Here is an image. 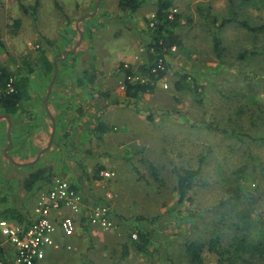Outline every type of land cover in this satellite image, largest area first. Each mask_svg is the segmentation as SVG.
<instances>
[{
  "label": "rangeland",
  "instance_id": "obj_1",
  "mask_svg": "<svg viewBox=\"0 0 264 264\" xmlns=\"http://www.w3.org/2000/svg\"><path fill=\"white\" fill-rule=\"evenodd\" d=\"M35 1L0 0V65L13 73L28 74L33 68L31 94L54 80L55 89L67 81L57 92L76 96L77 102L63 104L71 108L57 119L58 144L37 164L17 166L10 159L18 155L24 163L38 155L32 141L38 120L22 146L15 127L11 134L5 131L0 144V219L13 224L19 215L30 217L38 187L45 190L54 178L63 177L76 183L86 203L111 192L118 219L109 230L77 227L74 236L65 238L77 261L62 264H126L120 255L130 245L129 233L139 227L152 232L153 245L163 252L156 254L157 264H187L184 243L197 240L208 248L203 252L206 264H228L209 249L216 234L223 237L221 247L244 237L259 243L262 252L244 254L249 261L244 264H264V52L239 59L245 50L264 48V33L255 35L233 23L218 30L215 24L231 16L233 5L240 18L263 23L264 0H172L181 17L174 29L179 44L167 50V73L155 91L136 100L123 97L118 80L124 79L125 63L137 69L147 59L149 21L158 0H143L136 12L122 11L120 0H39L34 16ZM214 34L222 40L221 58ZM99 60L104 71L97 69L96 79L116 84V103L110 108L100 103L103 93L94 85L83 99V70L89 61ZM179 73L200 85L202 103L191 92L176 90ZM101 123L106 130L99 128ZM201 157L198 185L179 203L176 170L198 167ZM46 166L52 167L53 178L27 191L23 181L28 174ZM107 169L116 176L102 177ZM4 248L12 261L11 248ZM50 251L47 261L54 264ZM131 255L136 257L130 264L144 263L136 252Z\"/></svg>",
  "mask_w": 264,
  "mask_h": 264
},
{
  "label": "trees",
  "instance_id": "obj_2",
  "mask_svg": "<svg viewBox=\"0 0 264 264\" xmlns=\"http://www.w3.org/2000/svg\"><path fill=\"white\" fill-rule=\"evenodd\" d=\"M143 4V0H120L119 8L122 11H130L136 12L140 6ZM40 5V1H35V8L33 10V15L36 16V9H38ZM173 1L172 0H158L157 9L155 11L156 14V22L153 27H150L151 35L148 44L146 45V55L147 59L144 63L139 65L137 69H134L132 66L125 67L122 69L125 72V77L128 75L140 73L145 77L144 82H130L126 79V89L125 93L129 98L138 99L145 93H152L155 91L158 82L162 79L168 69L166 52L168 49H171L172 46L179 44L177 40V36L175 35L174 29L180 26L181 17L179 13H175L173 17H170L173 9ZM27 10V6L24 7ZM231 16L223 18L220 22L216 20L215 24L217 25V29H222L225 25L229 23L236 24L241 28L247 30L249 33H254L258 35L260 33H264V22L259 24H253L247 19H243L239 17L238 12L236 11L234 5L231 8ZM150 22V21H149ZM17 25L20 23L16 21ZM213 44L214 49L218 58H221L223 55V46L222 40L217 35L213 36ZM1 45V41H0ZM261 52H264V48L262 49H254V50H245L239 54L240 60H247L252 56L259 55ZM44 61L47 63L48 67L53 65L47 57H45L44 53H41ZM163 57L165 58L166 68L165 70H159L157 72L153 71V68L157 64V60ZM28 74H24L20 71L17 73H13L5 67L0 66V88H5L6 82L10 76H15V91L11 93H2L0 96V109L3 110L7 114H14L18 112L21 108L23 100L28 96V88L30 83V73L33 71V68L29 67ZM98 72L94 62H90L83 70V77L87 79L89 82H92L95 79L96 73ZM175 88L177 91H189L194 95L196 103H202L204 100L203 91L200 90V85L189 76L187 73H179L178 78L175 82ZM101 130H106L107 127L102 123L99 125ZM204 157H201V162L196 168H184L177 169V188L179 193L178 202L183 203L190 191H192L198 185V177L202 170V163ZM103 171V170H102ZM101 171V172H102ZM100 169L97 171V176L99 177ZM54 176L52 172L51 166L40 167L28 174V176L23 181V186L27 191H32L35 185L38 182L43 180H51ZM102 176V175H101ZM69 180V179H68ZM70 181V180H69ZM71 182V181H70ZM73 187L77 190V192L81 195L83 203L86 205L94 206L100 202L105 201L106 199L101 198L96 200L93 203L85 202L82 194L80 193L79 187L76 183H72ZM46 190V189H45ZM48 190V189H47ZM39 193L36 197H38ZM37 200V198H36ZM112 203V201H111ZM36 204V201H35ZM86 207L83 209L82 213L77 215L76 222L78 227L83 226H92L89 221L90 207ZM110 219L113 220L114 225L116 224V219H118L116 212L111 209ZM15 217V216H14ZM19 222H25L29 220V217H15ZM97 226V225H94ZM101 228L100 226H97ZM112 227V228H113ZM136 232V233H134ZM131 231L129 233L130 245L126 244L123 248L122 255H120V261L122 263L130 264L134 257L131 255V252H136L140 256L144 257V263L142 264H157L156 254H162V250L160 246H154L152 243V232L143 229L141 227L136 231ZM133 235L135 238H133ZM249 235V233H248ZM222 235L216 234L215 238L209 243V249L211 251L216 252L222 260H226L228 264H244L249 263V261H244V254L249 253L251 255L261 253L262 250L259 247V243H250L247 237H244V241H240L238 239L231 240L225 247H221ZM132 249V250H131ZM205 249V242L201 243L197 241H191L184 243V252L188 256L187 264H206L203 258V252ZM208 249V248H206ZM205 249V250H206ZM71 250V249H70ZM164 250V249H163ZM162 256V255H161ZM118 259L115 262H120ZM161 262H165L162 260ZM6 264H14L13 261H9ZM252 264V263H250Z\"/></svg>",
  "mask_w": 264,
  "mask_h": 264
},
{
  "label": "built area",
  "instance_id": "obj_3",
  "mask_svg": "<svg viewBox=\"0 0 264 264\" xmlns=\"http://www.w3.org/2000/svg\"><path fill=\"white\" fill-rule=\"evenodd\" d=\"M176 12V8L172 9L170 17H173ZM155 17L154 12L150 17L152 27L156 22ZM172 48L175 49V46ZM129 66L125 63V67ZM165 68V58L160 57L153 71L157 72ZM126 79L130 82L146 80L140 73L128 75L120 83V88L124 91ZM15 81L16 77L10 76L5 88H0V96L2 93L14 92ZM101 175L106 179H111L116 176V172L107 169L103 170ZM105 199L103 202L90 206L89 221L104 230H109L114 225L109 217L113 209L111 204L113 194L108 192ZM84 205L81 195L71 182L66 178L56 177L51 188L39 194L33 216L29 217L28 221L12 224L6 219H0V264L9 262L8 251L4 248L5 244L11 248L12 261L15 264H49L47 263V252L48 248L55 244V235L61 232L65 237L70 238L76 234L78 227L76 215L82 213L86 208ZM67 248L71 249L72 244L68 243Z\"/></svg>",
  "mask_w": 264,
  "mask_h": 264
},
{
  "label": "crops",
  "instance_id": "obj_4",
  "mask_svg": "<svg viewBox=\"0 0 264 264\" xmlns=\"http://www.w3.org/2000/svg\"><path fill=\"white\" fill-rule=\"evenodd\" d=\"M39 7H40V5H39ZM76 17H79V13L77 14ZM72 19H75V18L71 17V19H69L71 23H72ZM77 28L79 29L78 25H77ZM44 36L49 38L47 34H45ZM65 46L68 47V45H65ZM46 53L48 54L49 51ZM45 57H47V59L50 61V59L47 55H45ZM138 58H139V55H138ZM99 61L94 62V64H95V66H97L96 68L98 70L104 71L103 66L101 65L102 62H101V60H99ZM144 62L145 61H143L142 63H144ZM0 66L5 67L3 65H0ZM5 68L8 69L7 67H5ZM45 68L48 69L46 66H45ZM45 78H47V77H45ZM124 78H125V76H124ZM31 80H32V78L30 77L28 96L23 100L21 108L18 112L14 113V114H7L3 110L0 109V144H1L3 135L5 134V131L7 130V128L10 130L8 132H10V134H11V130L13 131V129L15 127L16 132L19 136V145L22 146L25 142L26 135H28L30 128L32 127V125L35 124L36 120H38L37 125L39 128H37L33 132L32 141H33V146L35 147V149L38 151L40 150V151H39L38 155L35 156L34 160L25 161L24 163L19 162L20 156L19 157H17L18 155L13 156V158L10 159V161H11V163H13L17 166H27V165L37 164L38 163L37 161L40 158V156L42 157V155L44 153L53 152V150H55V148L58 144L57 141L59 139V137L57 136V128H58L57 119H58V117H60V118L64 117L63 114L65 112V109L69 110L71 108V107L68 108L67 106H65L63 104L68 103L70 101L74 102L75 100L77 102L76 96L73 97L71 94L62 95V93L57 92V91L62 92V90H64L63 87L65 86L67 81H62L63 83L58 84L56 89H55L54 88L55 80H54L50 85H48L49 83L48 84L46 83L45 88L43 86L44 90L42 89L41 92L31 94L30 93ZM121 81L118 80V85H119V83H121ZM47 82H48V80H47ZM79 82L82 83V80ZM81 85H83L81 87V89H83V91H85V95L83 98L84 100H86L88 98V94H87L88 91H92V89H93L92 87L96 86L97 90H100L103 93L102 98L100 100V103L102 105L104 104V106H107L110 108L111 105H113V103H116V97H115L116 95H114V92L112 90L113 86H115V88H116V84L114 83V85H112L111 79H109V80H107L105 78L104 79H96V76H95V79L92 82H89L87 79H84L83 84H81ZM48 86H50V88H48ZM50 91H53V92H50ZM38 93H40V94H38ZM122 95H123V97L127 96L125 92ZM130 99L136 100L134 98H130ZM87 102H89V101H87ZM4 123H7L6 127H4ZM51 137H52V140H51ZM8 142H9L8 143L9 146H12V141H11L10 135H9V141ZM54 179H53V181H54ZM53 181H52V184H53ZM41 183H42V181L38 182L35 185L33 190H35L36 187L38 185H40ZM52 184H51V186H52ZM51 186L49 188H46V190L50 189ZM41 189L42 188L39 189V187H38L37 192H39V194L42 191H46V190L41 191ZM84 206L88 207L86 205H84ZM67 213H69V212H67ZM32 216H33V213L31 214L30 217H32ZM76 217H78V216L76 215ZM65 238L66 237L61 232H57V234L55 235V244L48 248V251L51 250L50 252L52 253L51 255H49L50 261L53 262L54 264H62V263L70 262V261L71 262L77 261L76 258L78 257L77 256L78 254H72L71 252H70L71 253L70 254L68 252V251H70V249L67 248V244L69 242H67L65 240ZM72 247H73V245H72ZM60 249H62L63 251H58ZM71 250H72V248H71ZM47 258H48V252H47ZM47 263H49V262L47 261Z\"/></svg>",
  "mask_w": 264,
  "mask_h": 264
},
{
  "label": "water",
  "instance_id": "obj_5",
  "mask_svg": "<svg viewBox=\"0 0 264 264\" xmlns=\"http://www.w3.org/2000/svg\"><path fill=\"white\" fill-rule=\"evenodd\" d=\"M80 31V33H81V38H80V40H79V42H78V44H80L81 43V41H82V32H81V30H79ZM56 75H54V77H55ZM51 140H52V137H51Z\"/></svg>",
  "mask_w": 264,
  "mask_h": 264
}]
</instances>
